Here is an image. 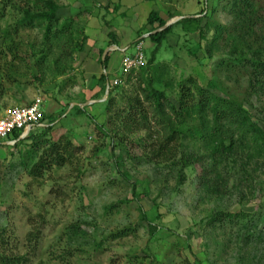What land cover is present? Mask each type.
<instances>
[{"label":"rangeland","instance_id":"374dc122","mask_svg":"<svg viewBox=\"0 0 264 264\" xmlns=\"http://www.w3.org/2000/svg\"><path fill=\"white\" fill-rule=\"evenodd\" d=\"M46 1L0 0V112L41 97L46 120L53 122L43 137L70 139L74 156L68 165H54L34 177L32 161L22 163L33 141L27 138L8 145L7 139H0V230H6L8 243L0 240V250L25 257L22 264H264V234L257 235L264 229V167L254 174L250 190L241 186L224 197H209L199 182L201 173L187 169L180 182L176 169L159 166L148 156L158 133L123 124L130 100L144 99L142 89L147 85L140 83L141 72L145 78L162 80L156 87L174 103L181 80L194 76L207 83L215 78L224 90L247 102L264 128V96L250 94V75L231 62L225 67L215 64L227 57L229 34H238V21L226 7L227 0H219L210 19L202 23L225 28L214 51L216 59L202 66L189 54L190 46L199 41L198 31L179 25L151 66L122 77L112 90L99 84L100 74L105 72L109 83L120 75L123 50L129 46L128 53L134 52L141 34L147 61L152 57L156 44L146 39L153 28L147 21L152 11L164 17L171 12L177 22L201 12L202 3L53 0L60 7L59 26L69 24L76 39L67 47L84 42V50L71 59L62 55L67 39L54 41L52 49L46 45V21L20 22L24 14L20 7L42 6ZM251 2L264 16V0ZM262 25L255 33L264 39ZM106 32L119 39L115 44L101 42L104 52L110 44L118 46L108 51L104 70L102 55L89 63L81 56L92 58L93 41L104 39ZM96 68L99 72L93 73ZM78 107L85 113H79ZM259 162L264 166V159ZM240 212L249 213L253 222L247 225ZM228 213L233 214L231 220ZM149 222L159 227L154 235ZM75 223L85 228L79 241L66 235ZM30 233L35 240H30Z\"/></svg>","mask_w":264,"mask_h":264},{"label":"trees","instance_id":"16d2710c","mask_svg":"<svg viewBox=\"0 0 264 264\" xmlns=\"http://www.w3.org/2000/svg\"><path fill=\"white\" fill-rule=\"evenodd\" d=\"M218 1L199 0L198 3H202L201 12L189 15L168 26H166L168 21L175 17L173 13L169 12L167 17H164L158 11H152L147 21L153 28L147 31L146 39L153 41L156 48L152 57L148 59L147 66L155 62L163 42L169 34L175 32V28L179 25L184 27L188 25V28L191 26L190 31H198L199 41L190 46L192 48L189 54L195 56L202 66L216 59L214 51L219 47L218 41L222 39L225 28L210 22L207 23V27H204L202 23L205 19H210ZM226 3V7L234 12L238 21L236 24L238 34H229L227 57L216 60L215 64L217 67H225L226 63L231 62L233 66L243 67L244 71L250 75V94L264 96V39L263 36L260 37L255 33L256 29L262 28L264 16L259 14L258 8L251 0H227ZM22 8L20 7L24 14L20 20L21 23L30 24L37 19L47 22L44 39L49 49H52L54 41H61L63 38L67 39L63 45L66 47L71 41L76 40L74 33L70 31L71 27L68 28L69 24L59 26L60 7L55 1L48 0L42 6H38L37 3L36 6L28 5ZM110 35L116 37L113 32ZM138 41H145V38L141 37L135 40V43ZM83 50L84 42L78 47L72 45V48H63L62 55L64 58L73 59L75 52ZM199 53L203 56H199ZM101 61L106 68L109 54ZM139 78L140 83L147 85L142 89L144 99L137 96L130 100V109L124 112L127 116L123 124L125 128L154 130L158 133L148 156L151 155L159 166L176 169L180 182L184 180L187 169L201 173L199 182L209 197H224L233 191L241 190V186H246L250 190L255 182L254 174L264 167L259 162L264 159V128L255 121L247 102L224 90L215 78H210L207 83H203L196 77L190 76L187 80L180 81L178 99L174 103L165 90L156 87V83H162V80H156L152 76L145 78V73L141 72ZM108 80L107 74L104 73L99 78V84L106 88ZM113 88L111 85V90ZM1 98L2 94H0ZM78 108L79 113H85L81 107ZM46 119L45 115L43 120L47 122ZM52 123L47 122L46 127L39 128L23 138L33 141L29 156L22 163L26 166L29 161H32L30 172L34 177L42 175L54 165L60 167L68 165L74 156L70 139L64 136L57 140H52L48 136L43 137V134L48 135L50 132L48 130L52 128ZM20 134L21 131L13 133L12 138L17 140L15 144L23 140L19 139ZM40 148L42 152L39 154ZM252 163L255 165L254 168L250 167ZM122 174L128 175L126 172ZM237 182L240 184L239 187L235 185ZM231 216H233L232 213L226 214L230 220ZM249 216V213L240 212V219L247 222V225L253 222ZM236 217H239V214ZM144 219H146L145 216ZM84 229L82 224L75 223L69 227L66 235L73 240L78 237L76 240L79 241L78 239L84 238ZM158 230L157 225L149 222L150 234L154 235ZM5 233V229L0 230V240L7 245ZM263 234L264 229L257 235L262 237ZM28 236H31L30 240H35L33 239L35 234L33 237L31 233ZM79 245L80 248L83 247V244ZM25 261L26 258L23 256L0 250V264H22Z\"/></svg>","mask_w":264,"mask_h":264},{"label":"built area","instance_id":"2783aa9c","mask_svg":"<svg viewBox=\"0 0 264 264\" xmlns=\"http://www.w3.org/2000/svg\"><path fill=\"white\" fill-rule=\"evenodd\" d=\"M144 45V41H138L133 46L134 52L128 53L127 49L123 50L124 55L120 62L121 74L114 77L112 82L109 83L108 89L111 88V85L120 84L122 77L132 74V72L147 64ZM44 116L43 99L41 97H37L30 105L4 109L0 112V139H7L8 145H15L17 140L12 138L13 133L21 131L19 139L26 138L39 128L47 126V123L43 120Z\"/></svg>","mask_w":264,"mask_h":264},{"label":"crops","instance_id":"0c3cea01","mask_svg":"<svg viewBox=\"0 0 264 264\" xmlns=\"http://www.w3.org/2000/svg\"><path fill=\"white\" fill-rule=\"evenodd\" d=\"M113 29H114V27H112ZM110 33L111 32H109V33H105L107 36H109V40H107L106 38H107V36L103 39V41H102V39H98L97 40V42H94L93 41V46H92V51H93V57L92 58H89L88 57V55H82L81 56V60L84 62V63H89L90 61L91 62H93L94 60H92V59H94V56L95 57H97V59L99 58V57H101V55H102V58H105V56L107 55V53L109 54V52H107V53H105L104 52V47H103V45L101 44V42H109V43H112V44H115L116 42H117V40L119 39H117V37H112V35H110ZM114 33V32H113ZM116 36V35H115ZM144 35H142L141 37H143ZM140 37V38H141ZM139 38V39H140ZM88 41H90V42H92V39L90 38ZM144 43H145V41H144ZM101 44V45H100ZM118 48V46H112L111 44L108 46V48H107V50L106 51H110V49H117ZM128 48H129V46H127V50H128ZM125 50V49H124ZM106 55H105V54ZM91 59V60H90ZM95 71L93 72V73H95L96 72V70H97V68L96 69H94ZM104 70H105V68H104ZM98 71V70H97ZM99 72V71H98ZM105 72H103V73H98V74H100V76L102 75V74H104ZM106 74V73H105ZM109 79V78H108ZM109 81V80H108ZM108 82H107V87H108ZM44 111H45V109H44ZM47 125V124H46Z\"/></svg>","mask_w":264,"mask_h":264},{"label":"water","instance_id":"95a60500","mask_svg":"<svg viewBox=\"0 0 264 264\" xmlns=\"http://www.w3.org/2000/svg\"><path fill=\"white\" fill-rule=\"evenodd\" d=\"M174 21H173V19L170 21V22H168L167 24H166V26H168V25H170L171 23H173ZM156 31H159V30H156ZM142 38H145V36H143ZM108 51H106L105 53H107ZM106 55V54H105ZM108 86H109V84H108Z\"/></svg>","mask_w":264,"mask_h":264}]
</instances>
